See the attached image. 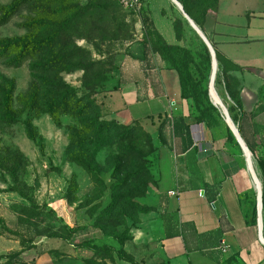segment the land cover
Wrapping results in <instances>:
<instances>
[{
	"label": "rangeland",
	"instance_id": "374dc122",
	"mask_svg": "<svg viewBox=\"0 0 264 264\" xmlns=\"http://www.w3.org/2000/svg\"><path fill=\"white\" fill-rule=\"evenodd\" d=\"M11 1L0 0V14L3 6L10 4ZM90 1L70 0L81 4ZM143 3L144 6L139 13H129L116 1L111 2L112 21H108L105 25L98 23L95 30L87 29L85 35L91 39L78 37L70 39L72 46L78 49L77 58L84 61L98 60L101 65L97 68H101L109 78L117 74L125 59L155 61L157 57L172 69L174 68L170 59L186 61L193 79V86L187 88L190 97L187 100L190 103L192 117L204 119L208 123L213 140L221 149L234 157L237 168L246 172L252 180L254 174L253 171L251 173L248 170L245 151L235 136L236 133L234 134L228 125L223 109L214 104L210 95L212 56L209 49L206 50L205 42L173 0H143ZM262 5L264 0L260 1V6ZM153 12L157 20L171 31L170 41L158 29ZM213 12L214 9L210 10L209 15L211 16ZM44 13V9L39 4L30 3L23 6L11 20L0 26V38L26 34L28 29L22 27L21 23ZM176 19L182 20V29L179 31L174 25ZM100 27L103 29L101 32ZM152 31H157L163 41L174 48L167 49L161 42L156 45L158 38L152 36ZM204 31L212 43L205 27ZM3 76L15 80L14 107L21 110L18 98L29 89L32 79L28 62L14 67L0 60V81ZM62 76L75 86L80 94L88 91L84 86L86 78L84 70L64 72ZM87 78L95 84L96 79L92 74ZM106 83L92 87V89L97 88L95 97L98 103H100L98 94L106 87ZM214 87L231 117L232 114L236 116L237 107L225 91L220 71ZM212 96L218 102L213 90ZM102 111L104 114L103 106ZM27 119L32 120L35 138H31L28 134ZM164 121L165 143L159 136L161 123H158L159 120L147 123L133 121L128 124L137 127L133 144L145 154L152 174L151 178L143 177L146 183L140 182L141 177L138 176L129 183L128 190H126L128 187L122 190L127 194V200L137 202L140 207L156 208L157 198L161 190L166 187L168 175L175 167L172 124L170 119ZM77 123V119L70 115L61 116L59 123L48 113L35 114L29 110L23 112L22 117L13 124L0 121V264L7 263L8 255L18 249L17 241L20 239L29 244L40 237L67 235L75 230L76 234L72 233L71 236L75 235L76 246L85 247L92 242L107 243L103 240V236H109L97 226L99 223L107 225L108 231H118L125 237H128L132 229L137 226L131 216H126L125 224L116 226L109 225L104 217L102 219V210L114 197L113 188L117 181L114 172L116 162L113 157L122 156L123 153L115 146L106 147L99 152L97 160L101 165L102 179L96 181L86 168L71 162L66 154L70 141L68 125ZM197 139L201 141L202 135L200 134ZM252 157L254 166H251L255 167L263 187L262 174L253 152ZM134 160L126 163L128 172L123 173L121 178L127 174L132 176L138 170L137 166H134L136 165ZM246 194L249 202L257 203L258 191L255 183H251ZM164 200L163 198L162 202ZM115 243L118 248L119 244L117 241ZM98 252L103 258L111 255L109 250L103 249Z\"/></svg>",
	"mask_w": 264,
	"mask_h": 264
},
{
	"label": "crops",
	"instance_id": "0c3cea01",
	"mask_svg": "<svg viewBox=\"0 0 264 264\" xmlns=\"http://www.w3.org/2000/svg\"><path fill=\"white\" fill-rule=\"evenodd\" d=\"M260 1L219 0L205 28L216 48L238 66L229 72L239 80L237 115L246 140L258 156H264V5ZM153 18L170 41L171 31L154 12ZM98 97L107 119L123 124L171 120L175 167L156 208L140 214L123 256L110 237L103 240L113 246L112 254L103 258L88 247L76 246L75 235L45 236L27 244L30 247L18 240V249L5 264H264L258 199L252 204L246 194L251 183L258 191V181L237 168L234 157L213 140L209 125L206 141L196 144L198 120L182 96L177 71L157 57L155 61L125 59ZM262 218L264 236L263 209ZM16 252H20L18 260L10 262Z\"/></svg>",
	"mask_w": 264,
	"mask_h": 264
},
{
	"label": "trees",
	"instance_id": "16d2710c",
	"mask_svg": "<svg viewBox=\"0 0 264 264\" xmlns=\"http://www.w3.org/2000/svg\"><path fill=\"white\" fill-rule=\"evenodd\" d=\"M113 1L117 2V0H91L86 4H81L79 2H70V0H12L10 4L3 6L0 14V26L11 20L23 6L30 3L39 4L45 13L30 17L21 23L22 27L28 29L26 34L0 38V60H3L8 66L14 67L28 62L32 74L29 89L25 93L20 94L18 98L21 110H17L14 107L15 80L5 76L2 77V81H0V121L9 125L13 124L22 117L23 112L28 110L35 112V114L48 113L59 123L60 117L63 115L75 117L78 123L68 125L70 141L66 148V154L71 162L86 168L96 181H101L102 179L100 176L101 165L97 160L99 152L106 147H117L123 155H115L113 157L116 162V170L114 172L117 180L113 188L114 197L102 210V219L104 217L109 225L116 226L121 223L125 224L127 222L126 216L133 217L134 222L138 224L141 213L153 210L151 207H140L141 205L137 202L127 200V194L122 191L138 176L141 177L140 182L146 183L143 177L151 178L152 174L145 154L133 144L135 141L133 139H135L134 137L138 131L137 127L120 123L116 119H107L103 114L101 104L98 103L95 97L97 88L92 89L93 85L98 87L110 79L101 68H97L101 63L98 60L84 61L77 58L78 49L74 48L70 43L72 37L91 39L85 35L87 29L95 30L98 23L105 25L108 24V21H112L113 11L110 3ZM179 1L182 3L186 13L205 33L204 27L207 18L210 16L209 11L218 8L219 0ZM122 9L125 10L123 7ZM146 22H148V19ZM174 25L178 31L181 30L182 20L176 19ZM102 30L100 27V32ZM151 34L154 38H158L156 45L161 42L163 47L167 49L174 48L165 43L157 31H152ZM212 45L216 51L218 71L223 77L225 87L235 105L240 106L239 80L229 73L230 70L237 69L238 66L224 57L216 48L214 42H212ZM205 47L208 51L206 45ZM142 52L144 53V50ZM170 60L172 67L179 75L182 96L188 99L190 97L187 94V88L193 86L188 63L176 58ZM77 69L84 70L86 77L84 86L88 91L82 94L62 76L64 72L69 73ZM89 74L94 76L97 83L93 84L92 80L87 78ZM232 119L238 126L248 147L256 155L264 183V156H258L255 146L246 140L238 115L232 114ZM196 120H198V123L208 125L204 119ZM26 123L29 136L35 138L32 120L27 119ZM164 125L165 121L163 120L159 125V136L165 143ZM132 159H135L136 165L134 166H137L138 170L132 176L127 174L121 178L120 176L127 171L126 163L132 161ZM128 189L129 187L126 190ZM262 197L264 211V184ZM136 208L138 209L137 211L135 210ZM97 226L103 230L104 234L115 242L117 241L119 247L115 248V246L114 248L119 256L126 254L124 249L125 242L132 239V234L125 237L118 231H108V226L102 223L97 224ZM74 231L72 230L67 235L61 236L71 237ZM21 244L24 247H30L25 240H21ZM85 247L94 250L96 253L103 249L109 251L113 249V246L108 243L97 244L92 242ZM19 254L20 252L14 253L13 256L16 257L10 256L9 261L18 260L17 256ZM101 264L107 263L102 262Z\"/></svg>",
	"mask_w": 264,
	"mask_h": 264
},
{
	"label": "water",
	"instance_id": "95a60500",
	"mask_svg": "<svg viewBox=\"0 0 264 264\" xmlns=\"http://www.w3.org/2000/svg\"><path fill=\"white\" fill-rule=\"evenodd\" d=\"M174 3H176V5L180 8V10L183 12V14L185 15V17L187 18V20L189 21L190 25L195 29V31L200 35V37L203 39V41L205 42V44L207 45L211 56H212V68H213V73L211 76V82H210V95L212 97V90L215 91L217 98H218V103L214 102L215 105L220 106L223 109V112L226 116L227 119V123L230 126L231 130L233 131V133H237L235 134V136L237 137L238 141L246 148V152L249 154L250 156V160H251V155H252V151L250 150V148L248 147L247 143L245 142V140L243 139L238 126L235 124V122L233 121L228 108L226 107V105L223 103L222 99L220 98V96L217 94L215 87H214V83L216 80V76H217V72H218V60H217V56H216V51L214 46L212 45V43L210 42V40L208 39V37L206 36V34L202 31V29L196 24V22L186 13L182 3L179 0H173ZM242 146V147H243ZM252 162V160L250 161ZM253 174L254 177L256 178V180L258 181V213H259V227H260V235L262 240L264 241V236H263V218H262V209H263V187H262V182L259 180L258 175L256 173V171L254 170L253 166Z\"/></svg>",
	"mask_w": 264,
	"mask_h": 264
},
{
	"label": "built area",
	"instance_id": "2783aa9c",
	"mask_svg": "<svg viewBox=\"0 0 264 264\" xmlns=\"http://www.w3.org/2000/svg\"><path fill=\"white\" fill-rule=\"evenodd\" d=\"M117 2L125 10L129 12H134V13H139L144 6L143 0H117ZM205 126H206L205 123H198V125L196 126V129L194 130V136H195V141L197 145H202L206 141ZM200 134L203 137L201 141L197 139ZM169 194L176 195L177 192L170 191Z\"/></svg>",
	"mask_w": 264,
	"mask_h": 264
},
{
	"label": "bare ground",
	"instance_id": "6f19581e",
	"mask_svg": "<svg viewBox=\"0 0 264 264\" xmlns=\"http://www.w3.org/2000/svg\"><path fill=\"white\" fill-rule=\"evenodd\" d=\"M180 9V8H179ZM213 71L214 70H212V73H213ZM212 99H213V101L214 102H216L217 103V101H215V99H214V97L212 96ZM218 104V103H217ZM226 118V117H225ZM237 134V133H236ZM242 145V144H241ZM243 146V145H242ZM243 149H244V151H245V157H246V160L248 161V164H249V166H251V165H253L254 166V162H253V157H252V155H251V160H252V162H250L251 160H250V156H249V154L246 152L247 150H246V148L243 146L242 147ZM261 181V180H260Z\"/></svg>",
	"mask_w": 264,
	"mask_h": 264
}]
</instances>
